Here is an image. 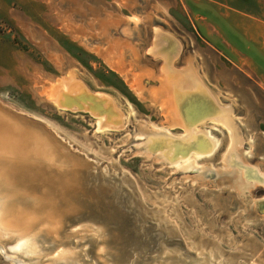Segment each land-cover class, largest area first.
<instances>
[{"label":"rangeland","instance_id":"374dc122","mask_svg":"<svg viewBox=\"0 0 264 264\" xmlns=\"http://www.w3.org/2000/svg\"><path fill=\"white\" fill-rule=\"evenodd\" d=\"M156 30L179 45L167 61L150 53ZM163 42L159 51L171 50ZM166 72L171 81L193 75L232 109L241 142L230 159V130L212 119L196 129L217 141L214 150L186 152L192 141L162 106ZM70 74L109 97L123 123L100 130L92 111L52 103L47 91ZM7 107L36 129L14 134L44 135L55 162L21 155V184L7 199L61 224L37 237L45 259L0 236V264H48L62 250L59 264H264V184L240 179V166L264 175V0H0ZM161 142L188 145L175 155Z\"/></svg>","mask_w":264,"mask_h":264},{"label":"bare ground","instance_id":"6f19581e","mask_svg":"<svg viewBox=\"0 0 264 264\" xmlns=\"http://www.w3.org/2000/svg\"><path fill=\"white\" fill-rule=\"evenodd\" d=\"M155 34V47L153 46L154 48L150 50V53L155 56H158L160 53L165 61L168 60L169 55H176L174 52L178 50L179 45L177 46L175 40L163 34L160 30H156ZM162 41L168 42L167 46L171 50L159 51L160 47L167 48L166 45L159 47ZM165 68L166 65L164 67L166 71ZM189 71L193 72L194 70L189 66L184 73H189ZM184 73L178 78H173L172 81L167 78V72L163 73L161 75L162 92L160 94L163 98L162 106L171 114L173 122L175 123L174 125L183 127L182 129L186 131L189 141L193 143V145L188 147L186 152L193 150L195 151L194 154L202 156L214 150L215 146H217V141L211 138L209 133L202 131L200 128L196 129L197 122H201L204 119H212L228 127L230 130V137L232 138V146L229 150L230 159V156L236 153V148L241 142L231 116L232 109L218 104L215 97L212 98L210 93L206 91L205 87L193 75L191 77L190 74ZM176 88H180L179 93H177ZM86 90L87 88L80 83L76 75L70 74L69 77L61 79L58 84H54L47 91V96L52 103L64 110L79 109V111H92L101 117L98 124L100 130L119 127L123 123L124 118L120 111L115 109L113 101L109 97H98L99 95L92 92V95L88 94ZM54 104L53 106H55ZM57 106L55 108H58ZM2 108L0 109L1 111L7 112L19 123L15 120H10L6 114L0 112V128L3 130L0 134V193L1 195L4 194V197L1 198L2 200L0 199V236L11 239L19 238V241H21L20 244L14 247L16 248L15 250H19L17 253L21 252L23 255L32 258L33 261L36 257L42 258L44 256L43 259H45V255L42 254L41 247L37 243V237L40 232H54L60 226L61 222L54 214L45 213L39 205L34 206L24 203L22 207L16 209V204L8 200L7 197L10 198L9 196H11L9 188L12 185L21 184L23 174L19 176L13 172L17 167H20V162L17 159L22 158L23 156L21 155L25 154L28 157V161L37 154L42 155L51 164H55L54 158L49 152V147L46 143L47 140L41 133L33 131L29 137L23 135L22 137H27L28 142L24 140L23 142L22 138L14 134L17 131H23L22 126H25L17 117H24L27 114L13 107H7L5 110ZM14 110L15 112H13ZM27 128L36 130L31 126ZM153 139L157 140L156 137H153ZM188 143L183 144L180 142L176 143V145H166L165 142H161L159 146H161V150L168 149L177 155L178 151H180L179 153L183 151L181 146L187 147ZM242 168L240 166V179L243 185L255 186L264 184V175L260 171L251 170L250 167H246V170L243 171ZM44 214L46 215L45 217ZM40 227L46 230H41ZM16 240L18 241V239ZM65 252L63 250L57 251L52 255V258H48L50 261L48 264H59L65 260V256L67 255ZM43 259H39L36 261H40L39 263L33 262V264H40L41 262V264H46V261H42Z\"/></svg>","mask_w":264,"mask_h":264}]
</instances>
